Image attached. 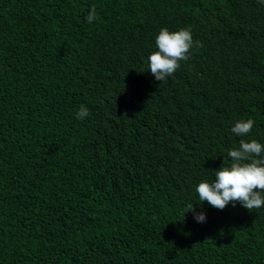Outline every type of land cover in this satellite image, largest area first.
Listing matches in <instances>:
<instances>
[{
    "label": "trees",
    "instance_id": "trees-1",
    "mask_svg": "<svg viewBox=\"0 0 264 264\" xmlns=\"http://www.w3.org/2000/svg\"><path fill=\"white\" fill-rule=\"evenodd\" d=\"M161 28L194 45L159 83ZM241 139L264 144L259 0H0V264H264V207L196 192Z\"/></svg>",
    "mask_w": 264,
    "mask_h": 264
},
{
    "label": "clouds",
    "instance_id": "clouds-1",
    "mask_svg": "<svg viewBox=\"0 0 264 264\" xmlns=\"http://www.w3.org/2000/svg\"><path fill=\"white\" fill-rule=\"evenodd\" d=\"M259 2L264 4V0ZM96 18L93 6L87 22L92 23ZM195 43L197 47L202 46L198 41ZM193 45L190 28L175 32L161 28L155 41L157 51L148 56V72L159 83L166 81L179 70L182 61L190 58ZM88 115L89 109L81 105L76 118L83 120ZM254 125L255 121L251 118L240 120L231 128V132L243 137L252 131ZM227 155L231 159L230 166H221L213 172L214 180L201 182L196 187L200 201L207 202L218 210H223L229 204L235 206L237 203L249 212L264 207V144L254 139L250 142L241 139L239 147L229 150ZM188 211L194 213V219L198 223L205 222V214L196 213L193 205H188Z\"/></svg>",
    "mask_w": 264,
    "mask_h": 264
}]
</instances>
